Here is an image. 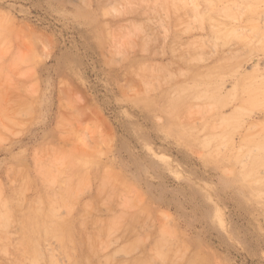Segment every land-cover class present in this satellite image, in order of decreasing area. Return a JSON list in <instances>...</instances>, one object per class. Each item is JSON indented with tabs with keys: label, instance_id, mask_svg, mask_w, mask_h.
Returning <instances> with one entry per match:
<instances>
[{
	"label": "rangeland",
	"instance_id": "1",
	"mask_svg": "<svg viewBox=\"0 0 264 264\" xmlns=\"http://www.w3.org/2000/svg\"><path fill=\"white\" fill-rule=\"evenodd\" d=\"M0 264H264V0H0Z\"/></svg>",
	"mask_w": 264,
	"mask_h": 264
},
{
	"label": "bare ground",
	"instance_id": "2",
	"mask_svg": "<svg viewBox=\"0 0 264 264\" xmlns=\"http://www.w3.org/2000/svg\"><path fill=\"white\" fill-rule=\"evenodd\" d=\"M36 222V221H35Z\"/></svg>",
	"mask_w": 264,
	"mask_h": 264
}]
</instances>
